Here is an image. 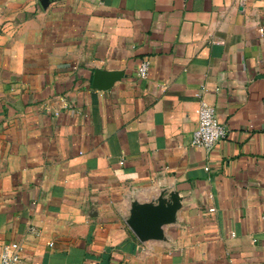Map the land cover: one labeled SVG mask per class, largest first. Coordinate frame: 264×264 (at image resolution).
Masks as SVG:
<instances>
[{"label":"crops","instance_id":"obj_1","mask_svg":"<svg viewBox=\"0 0 264 264\" xmlns=\"http://www.w3.org/2000/svg\"><path fill=\"white\" fill-rule=\"evenodd\" d=\"M201 102L226 128L211 149ZM167 186L178 221L140 241L129 201ZM9 241L18 264H264V0H0Z\"/></svg>","mask_w":264,"mask_h":264},{"label":"water","instance_id":"obj_2","mask_svg":"<svg viewBox=\"0 0 264 264\" xmlns=\"http://www.w3.org/2000/svg\"><path fill=\"white\" fill-rule=\"evenodd\" d=\"M117 77V73L96 69L93 85L105 88ZM182 205L183 197L179 190L162 187L148 198L132 197L125 221L140 241L166 240L165 226L178 221V210Z\"/></svg>","mask_w":264,"mask_h":264},{"label":"built area","instance_id":"obj_3","mask_svg":"<svg viewBox=\"0 0 264 264\" xmlns=\"http://www.w3.org/2000/svg\"><path fill=\"white\" fill-rule=\"evenodd\" d=\"M149 61L142 59L136 69L139 77L148 74ZM226 128L217 117L213 105L201 102L196 108V127L192 131L191 143L205 149H211L213 145L224 137ZM21 246L17 241H9L0 245V264H18L21 258Z\"/></svg>","mask_w":264,"mask_h":264}]
</instances>
